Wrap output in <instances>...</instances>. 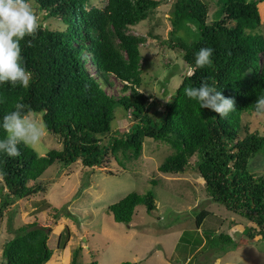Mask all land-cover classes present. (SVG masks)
<instances>
[{
  "label": "trees",
  "instance_id": "16d2710c",
  "mask_svg": "<svg viewBox=\"0 0 264 264\" xmlns=\"http://www.w3.org/2000/svg\"><path fill=\"white\" fill-rule=\"evenodd\" d=\"M31 2L47 18L61 20L66 29L53 31L39 25L21 42L23 60L33 78L28 88L0 86V115L22 103L26 110L43 114L46 130L63 145L61 150L49 151L45 156L24 146L17 157L0 155L1 210L28 193L42 192L41 186L33 188L31 183H37L54 164L69 166L80 161L93 172L105 167L114 156L122 166L118 155L139 158L148 138L166 142L174 149L159 167L162 173H182L191 158L198 156V171L206 181L211 202L254 223L264 239V174L258 176L249 169L251 159L264 155V136H240L243 115L261 114L254 102L264 95V35L254 31L262 24L259 7L264 0H215L218 9L211 22L209 6L203 0L175 2L172 35L178 36L188 28L189 33V25H195L199 35L196 40L178 38L174 45L184 52V61L193 73L183 78L157 119L149 114L150 97L140 91V46L146 38L131 34L129 29L148 18L159 7L158 0H107L102 9L90 7V0ZM201 47L214 49L213 62L197 68L195 53ZM112 78L123 84L122 96L109 92L114 87ZM206 79L215 81L218 90L234 99L236 107L227 117L201 109L183 95L185 86H198ZM129 91L130 95L125 94ZM117 107L130 112L134 122L127 132L113 134ZM107 136L109 140L104 144L102 138ZM140 205L153 213L157 209L154 192L130 193L111 205L109 212L117 223L131 224ZM15 213L13 210L9 216L14 237L5 244L4 264H47L53 256L49 246L51 229L37 223L14 229ZM198 213L196 226L200 228L211 212ZM251 231L246 228L244 235L252 242ZM205 233L206 254L215 251L221 258L241 247L229 234L213 237L212 231ZM63 237L61 234L60 249L66 247ZM200 242L202 238L197 239ZM77 263L75 255L73 264Z\"/></svg>",
  "mask_w": 264,
  "mask_h": 264
},
{
  "label": "rangeland",
  "instance_id": "374dc122",
  "mask_svg": "<svg viewBox=\"0 0 264 264\" xmlns=\"http://www.w3.org/2000/svg\"><path fill=\"white\" fill-rule=\"evenodd\" d=\"M158 1L159 7L146 20L129 29L131 34L146 38L140 46V91L150 97L149 114L156 119L164 113L166 104L183 78L193 73L184 61V52L174 45L179 42L178 38L196 40L199 35L195 25H189V33L188 28L182 31V36L172 35L171 13L177 0ZM203 1L209 6L211 22L218 7L215 0ZM106 4L107 0H90L89 6L102 9ZM35 11L40 26L53 31L66 29L61 20L47 18L45 12ZM259 12L262 24L254 33L264 35V3L260 5ZM112 80L114 87L109 92L122 96L123 84L114 78ZM36 114L43 122V114ZM133 122L130 112L117 107L111 133L127 132ZM242 126L241 138L247 133L264 136V113H245ZM108 140L109 136L102 138L104 144ZM62 145L60 139L46 130V136L31 148L38 155L45 156L49 151L61 150ZM173 153L170 144L147 138L139 158L118 155L122 166L114 156L110 157L105 167L93 172L80 161L69 166L57 163L37 183H31L33 188L41 186L42 192L28 193L3 210L0 196V264H4L6 242L14 237L9 224L13 210L16 212L14 229L30 223L51 229L49 246L53 256L47 264H73L75 255L77 264L93 261L99 264H219L222 257L217 258V252L205 253L208 248L205 245L208 241L206 231H212L213 237L225 233L238 239L241 247L237 251V259H227L232 264H264V239L259 228L223 205L211 202L206 181L198 171V156L191 158L182 173L159 171V167ZM249 169L258 176L263 175L264 155L251 159ZM2 185L0 177V191ZM148 191L154 192L156 197L157 209L153 213L140 205L131 224L114 220L109 212L111 205L130 193L145 194ZM203 210L211 212L212 216H207L202 226L197 228L198 212ZM246 228H252V242L245 239ZM61 234L66 240L64 249L58 247ZM198 238H202L203 242L198 244Z\"/></svg>",
  "mask_w": 264,
  "mask_h": 264
},
{
  "label": "clouds",
  "instance_id": "9594fccd",
  "mask_svg": "<svg viewBox=\"0 0 264 264\" xmlns=\"http://www.w3.org/2000/svg\"><path fill=\"white\" fill-rule=\"evenodd\" d=\"M38 27V16L31 0H0V86H30L33 73L24 63L21 42L32 36ZM213 54V48L201 47L195 53L194 66L211 65ZM209 79L198 86H185L183 95L195 101L201 109L207 108L221 118L227 117L236 107L235 101L226 97L222 90H218L216 82H209ZM254 103L255 110L264 113V95L257 96ZM45 136L46 127L38 114L26 110L22 103L0 115V155L17 157L21 154V146L34 147Z\"/></svg>",
  "mask_w": 264,
  "mask_h": 264
},
{
  "label": "crops",
  "instance_id": "0c3cea01",
  "mask_svg": "<svg viewBox=\"0 0 264 264\" xmlns=\"http://www.w3.org/2000/svg\"><path fill=\"white\" fill-rule=\"evenodd\" d=\"M210 216H212V213H211V215ZM238 251V250H237ZM237 251H231V252H229V253H227L224 257H222L221 259H219L220 261H219V264H221V263H223V262H228V263H226V264H232V262H230V261H228L227 259L228 258H232L233 257V261H235L236 259H237ZM223 264H225V263H223Z\"/></svg>",
  "mask_w": 264,
  "mask_h": 264
}]
</instances>
